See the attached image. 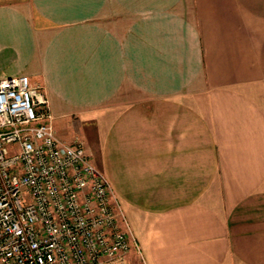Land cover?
Masks as SVG:
<instances>
[{
  "label": "crops",
  "instance_id": "obj_1",
  "mask_svg": "<svg viewBox=\"0 0 264 264\" xmlns=\"http://www.w3.org/2000/svg\"><path fill=\"white\" fill-rule=\"evenodd\" d=\"M17 74L146 264H264V0H0V78Z\"/></svg>",
  "mask_w": 264,
  "mask_h": 264
},
{
  "label": "built area",
  "instance_id": "obj_2",
  "mask_svg": "<svg viewBox=\"0 0 264 264\" xmlns=\"http://www.w3.org/2000/svg\"><path fill=\"white\" fill-rule=\"evenodd\" d=\"M146 264L104 173L25 74L0 78V264Z\"/></svg>",
  "mask_w": 264,
  "mask_h": 264
},
{
  "label": "rangeland",
  "instance_id": "obj_3",
  "mask_svg": "<svg viewBox=\"0 0 264 264\" xmlns=\"http://www.w3.org/2000/svg\"><path fill=\"white\" fill-rule=\"evenodd\" d=\"M66 120V119H65ZM68 122L63 121V119H58L54 121V124H52L53 129L55 130V133L57 136L63 138H68L72 136V127L71 125H68Z\"/></svg>",
  "mask_w": 264,
  "mask_h": 264
}]
</instances>
